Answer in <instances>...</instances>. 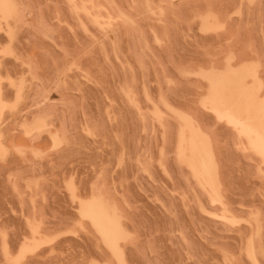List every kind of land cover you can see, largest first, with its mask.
<instances>
[{"label": "rangeland", "instance_id": "1", "mask_svg": "<svg viewBox=\"0 0 264 264\" xmlns=\"http://www.w3.org/2000/svg\"><path fill=\"white\" fill-rule=\"evenodd\" d=\"M72 1L14 0L27 7L23 23L11 25L15 30L12 46L39 73L18 110L0 116V136L9 145L31 147L33 142L23 136L22 126L47 117L49 130L37 137L36 149L47 151L58 131L66 133L67 139L42 159L13 153L7 171L0 167V225L19 229L27 227L29 218L42 219L45 234L67 233L79 219L83 193L91 195L90 178L102 169L109 185L106 195L122 213L120 223L136 235L134 244L121 245L128 264H221L222 249L238 255L240 226L228 220L248 219L250 209L264 205L259 166L245 158L235 143L246 144V139L235 134V140L223 136L215 143L222 203L213 204L187 165L176 163L169 151L171 140L165 144L159 124L140 119L135 105L147 111L145 88L159 99L161 91L168 92L169 80L176 82L173 98L183 96L190 87L187 80L194 77H180L178 65L198 64L217 50L243 53L264 45L261 0L239 15H234L238 6L248 0ZM147 3L156 7L151 11L131 7ZM87 4H93L91 12ZM162 4L166 6L163 15ZM209 4L215 6L214 15L227 22L225 31H200L196 16ZM83 10L90 13L89 18L101 19H89ZM120 13L128 17L127 23H118ZM8 27L5 23L0 30V46L9 43ZM7 59L5 78L25 74L23 64ZM10 91L5 89L6 97ZM9 99H15L14 92L6 102ZM161 149L165 151L163 167ZM69 183L77 192L75 203ZM225 216L229 219L224 221ZM88 223L87 231L62 235L54 246H44L47 251L40 249L39 264L80 260L99 264L106 259L107 249ZM262 227L264 219L259 214L244 225L249 233H259Z\"/></svg>", "mask_w": 264, "mask_h": 264}, {"label": "snow or ice", "instance_id": "2", "mask_svg": "<svg viewBox=\"0 0 264 264\" xmlns=\"http://www.w3.org/2000/svg\"><path fill=\"white\" fill-rule=\"evenodd\" d=\"M26 7L14 0H0V30H4L5 23L9 25L6 30L9 43L0 46V116L6 112L18 110L25 94L37 81L39 73V69L30 60L21 57L11 43L15 38V30L11 25L13 22L17 25L23 23L26 18V12H24ZM70 7L76 9L75 5H70ZM131 7L151 11L156 6L147 3ZM165 7L163 4L159 5L161 15L164 14ZM214 7L209 4L206 11L196 16L200 22L201 32L218 33L226 30L227 22L221 21L218 16L214 15ZM245 7L249 10L254 9L255 0H248L246 5L241 3L234 15H239ZM260 7L264 11V0H261ZM120 21L127 23L128 17L120 13L118 23ZM9 57L16 60L18 64H23L26 69L25 74L15 77L9 74L5 78L4 70ZM176 70L180 77H194V79L187 80L190 85L188 90L183 96H176L174 99L176 82L169 80L168 92L161 91L159 99H155L145 88L144 99L147 111H142L140 105H135L140 119L146 123L150 120L153 125L159 124V129L164 133L165 144L167 145L171 140L172 149L169 151L176 163L181 167L187 165L192 175L201 181V187L206 190L207 184L203 182L202 176L210 177L212 174L213 148L218 138L231 136L235 140L237 133L241 138L247 135V144H242L240 140H235V143L237 148L244 152L245 158L250 159L252 164H258V177L264 184V45H261L259 49L249 47L243 53H237L231 48L217 50L216 54L209 53L198 64L178 65ZM225 79L233 81L237 92L242 95L243 111L247 114V120L238 115L239 106L236 104L235 95L230 96L221 92L219 84ZM184 82L180 81V83ZM5 89L11 90L7 97ZM13 92L15 99H9L6 102ZM128 95L132 99L131 93ZM22 128L26 140L33 142L31 147L27 143L9 145L7 140L0 136V167H4L5 171H7L13 153L20 156L31 153L36 159H42L48 152L58 150L67 139L66 133L62 134L58 131L53 136L51 147L47 151H38L35 147L37 137L49 130L47 117H39L31 124H24ZM88 135H93V132L89 131ZM190 147L193 153L199 152L202 165L193 163V158L189 155ZM160 157L161 167H163L165 158L163 149L160 151ZM8 179L12 181L14 177L9 175ZM90 179L91 195H88L86 191L83 193L84 198L78 202L79 219L71 223L67 233L61 230L45 234L42 219L29 218L26 228L21 226L19 229H14L7 224L0 225V264H39L36 257L42 254L40 249L47 251L48 249L44 246H54L62 235H76L78 231H87L89 221L91 227L103 239V245L108 253L107 258L99 261V264H128L121 245L122 243L134 244L136 235L120 226L122 213L118 204L106 195L109 185L104 171L99 170V175ZM69 190L75 203L77 192L71 183H69ZM211 195L213 204L220 202L221 193L219 191L214 189ZM97 207L106 209L104 218L101 219L95 214L94 210ZM249 212L251 215L248 219L232 218L229 220L230 224L240 226L238 255L235 254V250L222 249L224 259L221 264H264V227L259 233L255 230L249 233L244 228V225L249 224L250 219L257 214L264 219V205L259 210L253 208ZM76 264H98V262L80 260L76 261Z\"/></svg>", "mask_w": 264, "mask_h": 264}, {"label": "bare ground", "instance_id": "3", "mask_svg": "<svg viewBox=\"0 0 264 264\" xmlns=\"http://www.w3.org/2000/svg\"><path fill=\"white\" fill-rule=\"evenodd\" d=\"M72 0H70V2H71ZM90 1V0H89ZM68 2V1H67ZM73 2V1H72ZM91 2V1H90ZM89 2V3H90ZM92 3V2H91ZM71 4V3H70ZM87 5H90V4H87ZM92 5L93 4H91L90 6H91V8L89 9L90 11H88V12H91V9H92ZM85 6V5H84ZM79 8H81V6L79 7ZM88 8V7H87ZM94 6H93V10H94ZM97 8V7H96ZM77 9V8H76ZM75 9V11L77 12V10ZM83 9H85V8H83ZM79 10V9H78ZM81 10V9H80ZM99 10V9H98ZM83 11H85L86 13H87V15L88 14H90V13H88L87 12V10H83ZM75 12V13H76ZM82 12V11H81ZM94 12V11H93ZM85 13V14H86ZM95 13H97V12H95ZM91 15H94V14H91ZM107 15V14H106ZM105 15V16H106ZM76 16V15H75ZM95 16H99L98 14L97 15H95ZM87 17V16H86ZM93 17V16H92ZM92 17L90 16V18L92 19ZM101 17V16H100ZM99 17V18H100ZM87 18H89V15H88V17ZM89 18V19H90ZM94 18L95 17H93V20H94ZM98 18V17H97ZM96 18V19H97ZM98 18V19H99ZM96 19L94 20V21H96ZM98 19H97V21H98ZM101 19V18H100ZM99 19V20H100ZM104 19H105V17H104ZM106 20H107V17H106ZM100 22V21H99ZM102 22V21H101ZM105 22V21H104ZM103 22V23H104ZM94 23V22H93ZM105 23H107V21L105 22ZM109 24V23H108ZM82 26V25H81ZM98 26V25H97ZM101 26V25H100ZM110 26V25H109ZM100 28V27H99ZM103 29V28H102ZM158 45V44H157ZM219 88H220V90H221V92L222 93H225V94H228V95H235V101H236V104L239 106L238 107V115H240V116H242L243 117V119L244 120H247L248 119V117H247V114H246V112H244L243 111V104H244V101H243V97H242V95H240L238 92H237V90H236V85H235V83L233 82V81H230V80H228V79H225V80H223V81H221V83L219 84ZM132 101V100H131ZM258 126V125H257ZM236 135H238V137H240L241 138V136L237 133ZM243 138H245L246 139V144H247V142H248V137H247V135H245V136H243ZM189 155H190V157H192L193 158V163L194 164H196V165H202V161L200 160V158H199V152H196V153H193V151H192V147H190V149H189ZM213 157H214V168H213V171H212V174H211V176L210 177H208V176H202V180H203V182L204 183H206L207 184V190L204 188V187H201V181L200 180H197L196 179V177L195 176H193V179H195V181H196V184H198L201 188H203L204 190H206L207 192V194L209 195H211L212 194V192H213V190L215 189V190H217V191H219V188H220V182H219V180H218V172H217V162H216V159H215V156H214V150H213ZM188 167V166H187ZM189 168V167H188ZM190 169V168H189ZM190 172H191V169H190ZM144 173V172H143ZM191 174H192V172H191ZM220 193V192H219ZM72 194V193H71ZM212 196V195H211ZM211 198V197H210ZM209 198V199H210ZM222 198V197H221ZM212 200V199H211ZM220 203H222L221 201H220ZM219 203V204H220ZM218 204V203H217ZM224 204V203H223ZM221 206V205H220ZM223 207V206H222ZM221 210H224L223 211V214H225L224 212H226V208H222ZM95 214L99 217V218H104L105 216H106V209L105 208H103V207H97L95 210ZM78 212H79V210H78ZM212 214V213H211ZM226 215V214H225ZM217 216V215H216ZM215 216V217H216ZM220 216H223V215H220ZM219 216V218H221ZM227 216V215H226ZM225 216V219H224V221L227 219H229L228 217H226ZM229 216V215H228ZM224 218V217H223ZM230 218H232V216H230ZM90 222V221H89ZM228 222H229V220H228ZM91 223V222H90ZM120 226L121 227H123L122 226V224L120 223ZM95 230V229H94ZM100 237V236H99ZM100 239H102V238H100ZM102 242H103V239L101 240Z\"/></svg>", "mask_w": 264, "mask_h": 264}]
</instances>
